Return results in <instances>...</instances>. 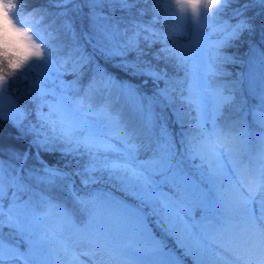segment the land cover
Here are the masks:
<instances>
[{
	"label": "trees",
	"instance_id": "trees-1",
	"mask_svg": "<svg viewBox=\"0 0 264 264\" xmlns=\"http://www.w3.org/2000/svg\"><path fill=\"white\" fill-rule=\"evenodd\" d=\"M58 2L59 0H19L14 18L19 23L33 26L40 13H34L32 10L48 9V12L44 14L45 21L36 34L44 38L46 44L49 31L57 34L58 39H54L52 44L58 48V52H54L53 57L56 59V64L65 71L67 78L71 79V76H74L72 80L75 83H72V91H75V95L83 99L90 96L89 101L93 100L95 106L105 107V113L115 121V126L130 137L131 142L139 145L138 158L140 159L144 160L151 154L146 150V146L149 142L160 138L159 126L166 128L175 136L177 146L181 151L186 147L192 148L202 133L200 129L192 126L196 116L195 112L187 103L176 97L179 93L178 89L187 82V64L185 61L179 62L175 57L162 51L163 48H171L174 43H181L185 39L176 26L179 11L173 0H155V2L149 0L148 3L134 4L124 11L120 10L119 5H104L101 10L112 17L108 21H103L109 25L108 42L117 50L108 54L91 43L90 40L94 34L87 16L74 11H69L67 17L58 16L59 9L55 7ZM109 7L116 8V11L110 13ZM84 11L87 12V9L85 8ZM202 11L206 33L214 40L223 41L219 45H208L207 48L210 64L214 68L225 71L223 75L210 76L213 80L212 85L232 94V100L221 106V114L215 121L213 129L215 133L227 136L238 135L243 131L247 145L239 153L237 167L242 175L252 177L257 172L264 156V145L257 138L259 132L262 131L258 112L264 113V99L250 94L246 88L244 72L250 51L253 49L259 52L264 51V3H260L259 0H221V3L214 9L203 8ZM68 23L72 24L74 34L73 30L65 27ZM114 24L118 27H111ZM233 28L235 31L230 32ZM137 32H139V48L130 52L128 42L130 39L137 38L135 35ZM166 40L167 44H165ZM118 53H127V55ZM156 55L161 58L157 60ZM133 59L136 60V69L126 63ZM61 60H65L66 63L62 64ZM178 63L179 67H177ZM92 67L94 70L103 68L109 73L108 75H112V79L132 86L139 94L141 103H147L151 110L153 117L151 129L141 125L138 119L136 121L129 119L117 99L108 98L110 94L104 90L100 82V86L94 83V78L98 75L91 73ZM151 67L158 69L167 67L169 75L176 77L171 82V87L174 89L171 93L174 104L163 99L157 91L158 85L150 76L141 71V69ZM29 80H31V75ZM159 86H163L162 82ZM9 90L11 96L28 113V117L19 128L14 127L7 117L0 120V148L3 149L0 158L8 160L10 158L9 149L18 150L21 153L27 151L28 160L24 167L34 172L36 176L47 178V173L43 171V168L50 166L45 163L51 165L50 168L64 173L63 176L55 177L51 183L45 180L37 184L35 179L29 180L28 183L37 192H42L54 205L58 206V209L66 212L74 225L88 228L86 225L90 217H95L100 221L94 206H82L77 197L89 199L93 196L97 198L104 195L109 196L105 190L109 188L121 195L125 202L135 201L119 186L118 177H123V175L114 174V171L106 166L109 165L115 152L103 150L96 152L94 161L96 171H89L88 165L92 162L91 155L81 142L78 146L72 137L62 141L55 138L49 129L39 128L38 121L33 114L39 99L30 92L28 83L17 79L11 83ZM30 124L35 125L34 130L29 129ZM82 132L83 130H80L77 133ZM45 137L47 143L36 142L37 139L43 140ZM33 146L38 150L43 163L38 162L40 159L34 154ZM14 162L18 163V161ZM201 171H204L205 182H207V173L204 169ZM90 178V181L87 180ZM216 180L212 178V184ZM87 185L92 186L82 190ZM21 198L27 199L28 196L22 193ZM34 203L37 213L46 211L48 214L50 211H58L55 208L48 209L45 202L41 201L38 196H34ZM133 209H139L146 214L144 210L136 206L128 207L126 211L118 208L112 211L123 216L128 223L129 230L135 236L138 235L137 238L143 244L156 245L152 239L153 235L157 239H164L166 247L163 250L156 246L157 250L153 254L155 263L174 264L168 251L174 247L173 243H170V238L165 232L163 234L156 229L146 214L147 225L151 229L149 233L148 228L144 227ZM219 211H226L224 205L215 214ZM154 221L158 222L157 219ZM9 233L10 230L5 227L3 239L6 244L14 243L16 239L14 233ZM55 240L57 239L54 238L47 244L44 260H49V257L61 250ZM150 240H153V244ZM4 254L9 255L7 247L4 249ZM13 264H18V262H13Z\"/></svg>",
	"mask_w": 264,
	"mask_h": 264
},
{
	"label": "rangeland",
	"instance_id": "rangeland-1",
	"mask_svg": "<svg viewBox=\"0 0 264 264\" xmlns=\"http://www.w3.org/2000/svg\"><path fill=\"white\" fill-rule=\"evenodd\" d=\"M202 9L201 6L195 16L187 10L184 12L179 11L176 26H178L180 34L185 36L182 43L188 46L184 58L187 61L189 78L179 88L181 93H177L176 97L187 102L194 112L198 104L204 116V127L201 129L203 135L196 140V146L193 147L192 151L196 152L208 146H214L217 153L222 156V161H213L214 165L222 162L226 169L225 174L219 177L220 185H215L212 191L215 205L219 201L230 208L240 210L239 213L234 219L224 218L219 224L211 219L210 214L206 222L194 229V235L190 234L181 220V217H183L190 222L188 211L184 206L175 203L170 204V207L166 209L160 201L146 198V191L140 181L131 179L119 170H113L110 167L109 169L114 171V174L120 173L123 175V177H118L119 186L135 198V205L140 208L147 206L146 212L148 215H153L160 220L164 232L172 239L178 253H181L182 250L177 249V241L191 248L194 254L199 257L200 264H264V165L259 176L255 179L242 177L236 168L235 162L241 152L240 150L246 144V137L242 134L227 136L214 132L213 125L221 114V106L232 100L222 103L217 92L222 91L224 96L231 98L232 94L214 88L208 76V74L216 72V69L208 61V45L212 43L219 45L223 41H214L206 33L203 25ZM16 23L21 26H30ZM104 24L101 21L97 27H92L94 35L90 41L101 51L108 54L117 50L108 42L109 29L104 30ZM231 31H235V29L233 28ZM36 37L38 36L36 35ZM258 52L257 49L250 51L246 61L244 77L246 78V88L250 94L264 99V70L258 64ZM90 70L91 73L98 75L94 78V83L99 84L100 82L101 86L108 90L111 97L120 101V107L129 119L136 117L133 114L135 112L138 114L141 124L151 129L153 124L151 110L147 103H141L138 93L132 87L112 79V75H108L109 73L103 68L94 70L92 67ZM71 77L67 81L65 71L56 64L53 78L43 85L49 91V95L37 101L33 113L35 119H37V108L43 105L42 110L47 113L50 110L49 105H51V119L55 123H42L37 119L39 128L49 129L54 137L61 140H68L72 133L83 129L85 132L76 138L79 143H82L85 138L93 143L107 142L120 150L114 151L120 154V157L113 156L114 158L110 161V164L125 161V153L129 152L126 143L129 138L126 137L124 132L121 134L116 130L115 121L105 113V107L97 106V108L93 106V100L89 104L84 100L86 105L84 108L77 105V100L80 97L76 98L75 91V97L70 95L72 88L69 84L72 85L74 76ZM189 97L196 103H189ZM87 99L89 101L91 97L88 96ZM0 103L3 105L4 116L8 118L10 111L9 96L5 95ZM258 113L263 127V131L258 134V138L264 143V113ZM102 115L107 121L104 120L105 118ZM159 128L161 137L164 129L162 126H159ZM109 151L113 152L112 150ZM130 163L137 165V160H131ZM205 172L207 173V170ZM87 180L90 181L91 178ZM88 188H91V185ZM164 190L171 191L167 185H165ZM110 194L114 196L112 193ZM213 194H219V198H215ZM173 195L175 196V193ZM132 206L130 202H123L116 195L114 198L106 195L100 196L94 208L99 214L101 223L99 224L95 218H92V225H95L96 242L76 237L82 235L78 226L75 225L74 227L68 224L65 218L59 214V211H50L40 221L37 236L34 237L37 240L34 249L35 264H43L41 252H43L44 247L43 242L38 239L40 233H43L45 237L60 233L58 235L68 238L65 243L66 250L63 254L53 256L48 264H153L154 250H152V247L140 243L136 236L128 230L127 223L123 218L111 211L115 208L126 211L128 207L131 208ZM84 231L89 232L86 227ZM123 257H125L126 263L124 261L120 263ZM187 258L190 264H193L191 257Z\"/></svg>",
	"mask_w": 264,
	"mask_h": 264
},
{
	"label": "snow or ice",
	"instance_id": "snow-or-ice-1",
	"mask_svg": "<svg viewBox=\"0 0 264 264\" xmlns=\"http://www.w3.org/2000/svg\"><path fill=\"white\" fill-rule=\"evenodd\" d=\"M148 2L149 0H59L55 7L59 9L58 16L67 17L69 11L78 12L87 16L92 27H97L101 21H108L112 18L108 13L101 10L106 4L119 5L120 10L124 11L134 4ZM180 2L182 5L183 0H180ZM259 2L264 3V0H259ZM192 7L199 9L200 5L196 4ZM85 8L87 12L84 11ZM32 11L34 13L39 12L38 18L42 22L45 21L44 14L48 12L47 8L33 9ZM115 11L116 8L109 7L110 13H114ZM65 27L73 30L71 23L66 24ZM108 27V24L103 25L104 30ZM111 27L116 28L118 25L114 24ZM135 35L137 38L135 40L130 39L128 42L130 52L139 48V32ZM47 37V44L42 37H35L29 42L30 47L37 44L40 46L42 58L31 60V57H29L30 62L27 63V67L23 71H18L15 65H10V69L16 75L9 84L0 87V100L5 95L9 96L10 111L8 119L14 127L19 128L27 119L28 113L11 96L9 90L11 83L17 79L20 82L28 83L30 92L37 99H43L49 95V91L43 85L46 81L53 78V73L56 71V59H54L53 53L58 52V48L52 44V41L58 39V36L56 33L49 31ZM165 44H167V40ZM187 47V44L184 43H174L171 48L165 47L162 51L182 62ZM118 54L127 55V53ZM258 56V64L264 70V51L258 52ZM155 58L159 60L161 57L156 55ZM61 63H66V61L61 60ZM126 63L134 69L137 68L135 59L126 61ZM177 67H179V63ZM141 71L153 79L158 85L157 91L159 95L171 103V93L174 91L171 87V82L176 77L169 75L168 68L158 69L151 67L141 69ZM30 75L31 80H29ZM161 82L163 84L162 87L159 86ZM72 83L75 82L73 81ZM217 95L220 96L222 103L231 99V97L224 96L222 91H218ZM189 103L196 102L189 97ZM77 104L80 108L86 106L82 97L77 100ZM42 109L43 105L37 108V119L42 123L54 124L55 122L51 119V105H49L50 110L47 113ZM195 112L196 116L193 126L197 129H202L204 127V116L198 104ZM4 118L3 105L0 103V120ZM29 129L34 130L35 125L30 124ZM36 142L40 144L47 143V138L45 137L43 140L37 139ZM82 143L85 150L91 155L92 162L88 165V170L92 172L96 171L94 162L96 152L101 150L120 151L107 142L93 143L85 138ZM126 143L129 148V152L125 153L126 160L112 162L106 166L113 170L124 172L131 179L140 181L146 191V198L148 200H158L166 209L170 207V204L175 203H180L184 206L188 211L190 222L181 217L182 223L187 231L194 235V229L209 219L211 211L215 207V200L212 197V178L222 177L226 169L222 162L214 165L213 161H222V156L217 153L214 146H208L196 152H193L190 147H186L181 151L177 146L175 136L166 128L162 131L159 139L149 142L146 146V150L150 151L151 154L144 160L138 159L139 145L131 143L130 140ZM2 153L3 149L0 148V154ZM9 153L10 158L8 160L0 158V264H13V262H18V264H35L34 249L37 240L34 237L37 236L40 221L47 215V212L37 213L35 211L34 196H38L41 201L45 202L48 209H57L68 224L74 227L75 225L66 212L58 209V206L54 205L42 192H37L28 181L35 179L37 184L45 180L51 183L55 177L65 174L55 168L45 166L43 171L47 173V178L36 176L34 172L24 167L28 160L27 151L21 153L18 150L9 149ZM36 155L39 157V152ZM131 160H137V165L131 164ZM14 161H18V163ZM38 162L43 163L42 160ZM202 169L207 170V182H205V173L201 171ZM165 185L171 191H165ZM22 193L27 194L28 198L22 199ZM173 193H175V196ZM97 199L95 196L89 199L77 197L78 202L84 207L95 206ZM133 211L140 217L144 227L148 228L146 214L139 209H133ZM91 224L92 218L90 217L86 226H90ZM5 227L10 230L9 234H15L16 239L14 243L6 244L3 239ZM148 231L151 233L150 228H148ZM45 238L43 233L38 235L40 241H43ZM152 239L161 250L166 247L164 239H157L155 235L152 236ZM5 247L9 250V255L7 256L4 254ZM176 247L182 250L181 253L173 249L168 250L174 264H185L183 257H191L193 264H200L199 257L194 254L191 248L186 247L179 241L176 242Z\"/></svg>",
	"mask_w": 264,
	"mask_h": 264
},
{
	"label": "clouds",
	"instance_id": "clouds-1",
	"mask_svg": "<svg viewBox=\"0 0 264 264\" xmlns=\"http://www.w3.org/2000/svg\"><path fill=\"white\" fill-rule=\"evenodd\" d=\"M19 0H0V87L12 81L16 75L10 69V65H15L18 71H23L27 67L29 57L31 60L41 59L40 46H29V42L36 37V31L41 28L43 22L36 18L33 26L18 25L14 18ZM179 11H190L193 16L199 9L192 6L199 4L200 7L212 10L221 3V0H173ZM199 7V8H200ZM78 105V104H77Z\"/></svg>",
	"mask_w": 264,
	"mask_h": 264
}]
</instances>
